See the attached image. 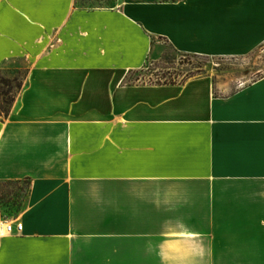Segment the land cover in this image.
<instances>
[{"label":"crops","instance_id":"0c3cea01","mask_svg":"<svg viewBox=\"0 0 264 264\" xmlns=\"http://www.w3.org/2000/svg\"><path fill=\"white\" fill-rule=\"evenodd\" d=\"M155 38L243 56L264 0H0V183L27 181L0 264H264V75L127 80Z\"/></svg>","mask_w":264,"mask_h":264},{"label":"rangeland","instance_id":"374dc122","mask_svg":"<svg viewBox=\"0 0 264 264\" xmlns=\"http://www.w3.org/2000/svg\"><path fill=\"white\" fill-rule=\"evenodd\" d=\"M114 0H78L79 4H110ZM24 72L17 74L22 80ZM190 75V76H188ZM264 75V44L243 56H184L183 52L174 49L165 39L155 38L149 52L145 67L131 72L128 81L156 82L165 80L179 81L183 77L208 76L218 84L230 79L252 80ZM13 78L0 69L1 78ZM1 82V81H0ZM15 91V83L10 86L0 84V104L6 96L3 92ZM9 95V93H8ZM27 181H6L0 183V204L12 214L20 212L27 190Z\"/></svg>","mask_w":264,"mask_h":264},{"label":"trees","instance_id":"16d2710c","mask_svg":"<svg viewBox=\"0 0 264 264\" xmlns=\"http://www.w3.org/2000/svg\"><path fill=\"white\" fill-rule=\"evenodd\" d=\"M174 49H176V48H174ZM191 55L197 56V55H201V54L184 53V56H186V57H191ZM148 59H149V54H148V56L146 58V61L144 62V64L140 68L145 67V63L148 61ZM138 69L130 70L129 73L137 71ZM188 76H190V75H188ZM188 76L187 77H183L179 81L165 80V81H156V82H150V83H155V84H161V83H183V82H185L186 79L189 78ZM0 81H1L0 84H4V85H7V86H10L11 84L15 83V88H16L15 91H12V87H11V89H9L8 92H3V95L6 96V98H4L2 103L0 104V116L7 117L9 115V112H10L11 108H12L16 93L18 92L19 88L21 87V80H18L17 77H13V78H4L3 77V78H1ZM132 82L134 83L136 81H132ZM8 93H9V95H8Z\"/></svg>","mask_w":264,"mask_h":264},{"label":"built area","instance_id":"2783aa9c","mask_svg":"<svg viewBox=\"0 0 264 264\" xmlns=\"http://www.w3.org/2000/svg\"><path fill=\"white\" fill-rule=\"evenodd\" d=\"M23 223L19 216L10 215L2 208L0 204V235L1 234H21Z\"/></svg>","mask_w":264,"mask_h":264}]
</instances>
